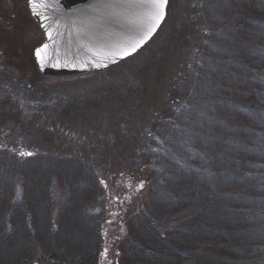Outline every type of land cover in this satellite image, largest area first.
Returning <instances> with one entry per match:
<instances>
[{
    "label": "trees",
    "instance_id": "trees-1",
    "mask_svg": "<svg viewBox=\"0 0 264 264\" xmlns=\"http://www.w3.org/2000/svg\"><path fill=\"white\" fill-rule=\"evenodd\" d=\"M190 1L186 0L190 10L197 9L196 0ZM208 1L211 13L217 12L235 26L230 34L240 44V56L235 53V60L229 61L236 70L237 76L230 77V86L235 87L223 93L229 94L228 100L253 108L264 95V31L254 34L259 32L255 26L264 28V0ZM189 27L181 39L177 35L175 43L181 40L186 47ZM166 59L168 56L150 58L137 66L135 86H106L94 95L73 97L53 107L29 102L24 93L9 86L0 91V130L13 128L23 138L24 146L34 149L30 155L0 149V264H26L36 240L50 249L53 259L70 264H199L198 254L192 250L198 243L197 236L209 243L201 264H264V150L229 143L230 138L249 139V133L243 137L224 135L232 121L225 126L218 123L216 130L222 131L216 136L229 143L235 154L214 162L215 157L207 152L204 157L208 161L204 163L209 165H200L203 169L199 170L204 179L198 175L194 155L187 157L192 169L184 171L187 177H183L178 176L180 166L174 159L160 151H147L144 127L167 108L172 93L173 83L166 80ZM173 69L169 70H177ZM227 99L223 102L228 103ZM209 137L213 140L215 134ZM200 139L198 136L196 144ZM155 161L162 162L164 169L150 168L151 176L148 162ZM93 166L109 177V212L114 216L109 218L106 212L104 222H97L85 211L99 189L91 173ZM214 167H220L224 174L220 179L204 174ZM53 174L65 183L67 199L52 234L49 213ZM16 180L22 184V197L11 202V187ZM178 190L182 194L178 195ZM158 194L162 207L157 210ZM171 201L174 205H166ZM183 201H207L213 213L217 207H227L226 228L206 223L195 229L193 236L191 222L198 212L180 215L173 208ZM213 213L209 209L207 219Z\"/></svg>",
    "mask_w": 264,
    "mask_h": 264
},
{
    "label": "rangeland",
    "instance_id": "rangeland-1",
    "mask_svg": "<svg viewBox=\"0 0 264 264\" xmlns=\"http://www.w3.org/2000/svg\"><path fill=\"white\" fill-rule=\"evenodd\" d=\"M192 2L190 1L191 4ZM210 4L208 0H196V6L202 8L192 11L186 0H168L163 22L150 40L135 53L99 70L75 75H44L39 71L33 56L34 47L44 40V35L29 14L27 0H0V91L10 87L11 90L24 93L29 102H44V104H50L49 107H53V104L64 103L73 97H86L87 94L92 93L94 95L106 86L112 88L121 84H128V87L135 86L137 81L134 71L137 66L147 62L146 60L150 58L168 56L165 60L167 61L166 80L173 85L171 86L172 93L168 96L167 108L164 107L160 112L165 115L159 113L150 119L142 135L147 138L148 153L160 151L175 160L181 169H177L181 173L178 176L187 177L184 171H190L192 167L186 159L189 155H194L198 162L196 165L198 175L204 179L203 172L199 170L203 169L201 166L209 165V163H204L208 161L205 158L207 152L215 157L214 162H220L221 159H230V156L235 154L229 143L232 145L239 143L245 147L253 149L259 147L257 149L260 151L264 150V95L260 98L261 102L255 104L258 106L253 104V108H250L247 103L241 105L236 104L230 98L228 100L229 94L223 93V91L231 92V88L235 87L230 86V77L237 76L232 62L235 60L233 59L235 53L240 56V51H238L240 44L232 40L230 34L235 26L230 25L217 12L211 13L208 6ZM232 10L236 11L234 8ZM189 24L186 47L181 40L179 44L175 43L178 36L182 37L183 31ZM255 28L259 32H254V34H261V31H264L262 26H255ZM229 61L232 62L229 63ZM170 67L177 70L172 72L169 70ZM254 86L260 87L259 84ZM255 92L260 95L257 91ZM226 99L228 103L223 102ZM223 108L226 112H222ZM228 120H231L232 124L228 130L223 131L224 135L243 137L246 136L245 133H249L247 136L249 139L232 141L230 138L228 144L218 139L216 135L222 130H216V126L218 123L225 126ZM214 134L215 139H210L209 136ZM198 136L201 139L196 144ZM167 138L169 139L166 140ZM253 139H257L256 143L250 144ZM169 141L171 142L168 143ZM23 142V138L13 128L0 130V149L5 148L20 155L21 153L32 154L34 149L24 146ZM91 168V173L98 180L99 189L96 199L85 206V211L97 222H104L106 212L114 216V213L109 212L111 210L108 197L109 177L100 168L95 166ZM150 168L156 171L164 169L162 162L157 161L155 164L148 162L149 174ZM204 174L212 175L213 179H220L224 175L220 167L217 170L214 167ZM11 189V202L21 200V182L16 180ZM64 189L65 183L57 174H53L50 178L49 225L51 233L57 230L58 215L62 205L66 203L67 192ZM177 193L182 194L180 190ZM211 193L213 195V192ZM169 199L173 200V198ZM156 200L160 201L159 204L155 201V205L158 204V210L162 207L159 194ZM204 203L208 205L204 206ZM172 204L174 205V201L166 205ZM209 204L207 201L199 202V204L183 201L180 204L176 203L173 208L176 213L180 212V215L190 211L198 212L197 220L191 222L192 233L198 227L200 229L205 226L206 223L217 229H225V223H227L225 211H228V208L217 207L213 213ZM166 205L163 204V206ZM209 209L213 214L207 219ZM9 216L10 209L4 215L5 224L8 223ZM192 235L196 236L195 233ZM197 241L198 243L194 244L192 250L197 252L199 264H201L202 254L208 251L209 243H206L207 240L202 236H197ZM49 253L50 249L36 240L32 257L28 258L26 264L34 261L38 264H70V262L67 263L68 261L53 259Z\"/></svg>",
    "mask_w": 264,
    "mask_h": 264
},
{
    "label": "water",
    "instance_id": "water-1",
    "mask_svg": "<svg viewBox=\"0 0 264 264\" xmlns=\"http://www.w3.org/2000/svg\"><path fill=\"white\" fill-rule=\"evenodd\" d=\"M27 8L44 35L33 49L39 71L44 75H75L125 58L120 49L128 38L141 32L140 20L150 5L138 0H35L31 4L27 0Z\"/></svg>",
    "mask_w": 264,
    "mask_h": 264
},
{
    "label": "snow or ice",
    "instance_id": "snow-or-ice-1",
    "mask_svg": "<svg viewBox=\"0 0 264 264\" xmlns=\"http://www.w3.org/2000/svg\"><path fill=\"white\" fill-rule=\"evenodd\" d=\"M33 2H35V0H29L30 4ZM138 2L141 4L147 3L150 5V8L140 20L141 32L134 37L128 38L126 45L121 47L120 51H122L124 57L141 47L147 36L156 30V26L165 16V7L168 0H138ZM43 47L47 48L48 45L45 44ZM39 51L40 50L37 49V54H39ZM21 155H24V153H21Z\"/></svg>",
    "mask_w": 264,
    "mask_h": 264
}]
</instances>
